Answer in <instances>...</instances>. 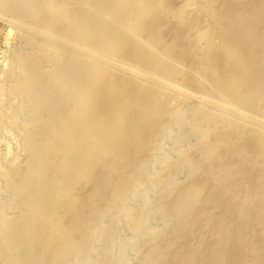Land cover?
I'll use <instances>...</instances> for the list:
<instances>
[{"label": "bare ground", "instance_id": "6f19581e", "mask_svg": "<svg viewBox=\"0 0 264 264\" xmlns=\"http://www.w3.org/2000/svg\"><path fill=\"white\" fill-rule=\"evenodd\" d=\"M0 20V264H264V0Z\"/></svg>", "mask_w": 264, "mask_h": 264}, {"label": "rangeland", "instance_id": "374dc122", "mask_svg": "<svg viewBox=\"0 0 264 264\" xmlns=\"http://www.w3.org/2000/svg\"><path fill=\"white\" fill-rule=\"evenodd\" d=\"M8 26L9 25L4 20H0V66L5 56L10 53L12 48L17 43V37L15 38L16 35H12L11 37L8 36L9 33L8 30L10 29V26L9 27Z\"/></svg>", "mask_w": 264, "mask_h": 264}]
</instances>
